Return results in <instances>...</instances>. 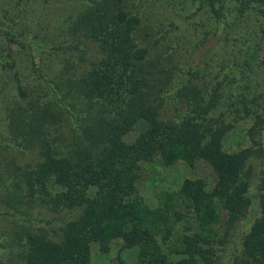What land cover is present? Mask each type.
I'll return each instance as SVG.
<instances>
[{
    "label": "trees",
    "instance_id": "1",
    "mask_svg": "<svg viewBox=\"0 0 264 264\" xmlns=\"http://www.w3.org/2000/svg\"><path fill=\"white\" fill-rule=\"evenodd\" d=\"M174 1L0 0L16 264H264V0Z\"/></svg>",
    "mask_w": 264,
    "mask_h": 264
},
{
    "label": "rangeland",
    "instance_id": "2",
    "mask_svg": "<svg viewBox=\"0 0 264 264\" xmlns=\"http://www.w3.org/2000/svg\"><path fill=\"white\" fill-rule=\"evenodd\" d=\"M10 4H12V0H9L7 6ZM147 5V9L149 10L148 15L152 16L155 10V14L160 15L159 19L163 21L167 18H171L170 15L176 13L179 7V4L174 0H162L156 2H154L153 0V3L151 2ZM190 24L191 23L188 22L187 29L190 26L193 28V26ZM205 28L206 26H204V29ZM202 30L203 29H201V31ZM201 31L200 35L202 34ZM214 38L216 37H208V39L210 40L208 41L207 45H204L196 54L195 63H198L201 55L206 56L214 51V48L216 46ZM20 56H22V54ZM255 68V76H257L260 81H264V65ZM5 83V81L0 80V210L3 211V213L0 214V264H16L17 262H19V257L16 255L15 246L18 244V242L15 239H17L18 237L17 234L21 232V219L26 216V213L25 210H23L25 207L21 205V201L18 202L19 205L16 209L12 207L11 204H8L10 191L9 187H11L12 183H18L22 186V180L15 179L17 178L16 175L19 174V170L17 168L15 169L14 164L26 163L27 160H31L34 158L35 153L31 151L22 153L15 149H12L6 144L5 139H8L9 135L5 122L7 115L5 112V105L7 104V101L10 97L9 94L14 84L13 82H10V86L8 87V84L5 85ZM240 136H245L244 131L240 128H237L229 134V136L227 137V141L231 144H237V140L240 138ZM252 161L254 163H257L256 157L253 158ZM166 173L168 174L169 178L168 180H166V183L167 185H171V187H177L176 184L179 183V181L182 179L181 177L184 175H208L209 179H212L213 177L211 168L203 161H199L196 167L191 168V170H187L185 165L181 162H176L174 165L167 169ZM174 177H177V183L172 182ZM145 188L146 193L148 192L151 195V187H149L148 181H146ZM253 207L256 209V201H253ZM30 211H32L31 217L33 218H50L52 216L58 217V215L60 214L54 213L48 208L38 205V202L35 206L30 208ZM41 222L44 223V221ZM112 259L113 257H111L110 261H112L113 264H117L116 258L114 260Z\"/></svg>",
    "mask_w": 264,
    "mask_h": 264
}]
</instances>
